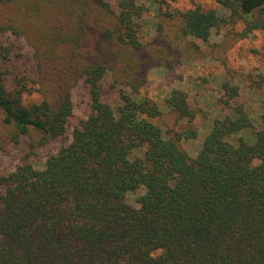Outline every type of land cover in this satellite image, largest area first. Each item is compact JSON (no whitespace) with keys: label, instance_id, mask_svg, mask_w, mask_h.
<instances>
[{"label":"trees","instance_id":"trees-1","mask_svg":"<svg viewBox=\"0 0 264 264\" xmlns=\"http://www.w3.org/2000/svg\"><path fill=\"white\" fill-rule=\"evenodd\" d=\"M26 1L25 13L43 23L42 47L35 75L10 88L2 68L14 54L0 40L5 143L27 141L34 155L64 137L80 82L89 90L91 114L43 170L24 162L4 174L0 166V264H264V102L253 144L228 140L254 125L239 106L237 117L214 120L192 158L182 141L195 139L197 130L165 132L157 122L163 111L141 95V84L128 83L132 95L121 91L115 106L103 100V82L115 70L85 48L95 29L108 61L117 62L120 50H140L149 8L136 0L115 6L108 0ZM213 1L229 16L201 6L179 11L185 36L207 42L223 24L240 22L245 37L264 32V0ZM95 11L114 24L98 28ZM113 77L115 85L124 84ZM223 89L230 105L239 87L225 83ZM25 94L39 100L26 104ZM165 105L177 123L196 118L183 90H172ZM138 190L143 194L132 205L127 195Z\"/></svg>","mask_w":264,"mask_h":264},{"label":"rangeland","instance_id":"rangeland-1","mask_svg":"<svg viewBox=\"0 0 264 264\" xmlns=\"http://www.w3.org/2000/svg\"><path fill=\"white\" fill-rule=\"evenodd\" d=\"M108 1L114 6L117 2ZM136 1L150 9L139 35L140 50H120L124 54L118 57L120 59L117 62L113 59L108 61V51L102 47L101 37L95 29L91 30L85 46L92 59H96L95 55L104 56L115 70L103 82V100L115 106L120 100L121 91L132 95L128 83L141 84V95L154 99L160 105L163 117L157 122L165 132L187 128L197 130L195 139L182 141V147L192 158L201 151L214 120L237 117L235 109L241 106L251 117L253 128L243 130L228 140L237 144L242 138L253 144L262 128L264 32L255 31L245 37L243 23L223 24L212 32L207 42H203L183 34L177 12L201 6L207 11L216 10L220 15L229 16V12L215 1L159 0L155 5L150 0ZM5 2L0 5V40L11 48L14 55L9 65L2 70H8L7 86L12 88L17 80L35 75V59L39 47H42L44 27L38 19L37 24L34 23L33 14L25 13L24 5L28 1ZM58 16L52 17L58 19ZM92 19L97 20L98 28L114 24V19L99 11L92 13ZM116 75L123 85L114 84L113 76ZM225 83L239 87V95L230 105L225 103L228 98L223 89ZM174 89L188 94L190 107L197 113L192 124L185 121L177 123L175 115L166 107L165 100ZM24 100L26 104L36 102L39 100L38 94H25ZM72 100L73 116L67 134L36 150L34 155L27 141L19 146L5 143V129L0 126V166L4 174H10L24 162L32 164L37 170H43L52 155L71 143L74 129L91 114L89 90L83 82L73 89ZM142 194L143 190L130 192L127 201L135 205Z\"/></svg>","mask_w":264,"mask_h":264}]
</instances>
